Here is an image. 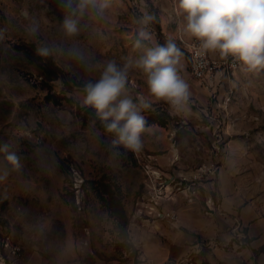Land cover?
<instances>
[{"label": "rangeland", "instance_id": "rangeland-1", "mask_svg": "<svg viewBox=\"0 0 264 264\" xmlns=\"http://www.w3.org/2000/svg\"><path fill=\"white\" fill-rule=\"evenodd\" d=\"M175 2L111 0L103 18L91 8L80 14L79 30L69 37L58 0H0V145L20 162L15 168L0 152V176L7 172L0 179V264H220L221 252L223 264H264L262 251L246 252L252 240L239 224L214 244L198 237L195 249L189 242L181 252L169 243L179 203H200L206 215L220 212L229 140L253 134L264 142V70L240 66L214 84L195 79L187 46L193 38ZM145 10L156 21L153 40L144 43L175 41L190 98L177 113L152 100L145 74L130 68L133 95L152 103L142 113L143 147L134 153L112 143L114 134L83 103L80 85L98 79L109 60L123 66L142 54L133 48L134 18ZM37 47L50 55L39 56ZM50 61L63 79L45 85L42 65Z\"/></svg>", "mask_w": 264, "mask_h": 264}, {"label": "clouds", "instance_id": "clouds-1", "mask_svg": "<svg viewBox=\"0 0 264 264\" xmlns=\"http://www.w3.org/2000/svg\"><path fill=\"white\" fill-rule=\"evenodd\" d=\"M64 10L62 27L69 36L79 30L78 16L89 8L103 18L111 0H58ZM175 13L182 19L184 32L199 42L205 52L218 53L223 58L239 61L246 73L264 70V0H176ZM156 15L147 10L134 18L136 25L133 48L143 49L137 58H128L121 66L114 60L104 64L99 78L87 80L80 87L83 103L93 108L107 132L114 134V145L139 152L143 143L146 119L143 112L152 109V103L143 96H134L129 88V69L137 68L146 76L148 94L156 102H164L177 113L187 108L189 84L180 76L178 65L183 56L172 39L148 46L153 40L152 24ZM36 31L35 28L32 29ZM41 57L50 55L48 47H37ZM0 152L15 168L19 157L0 145ZM0 176V179H4Z\"/></svg>", "mask_w": 264, "mask_h": 264}, {"label": "crops", "instance_id": "crops-1", "mask_svg": "<svg viewBox=\"0 0 264 264\" xmlns=\"http://www.w3.org/2000/svg\"><path fill=\"white\" fill-rule=\"evenodd\" d=\"M242 123L239 125L240 128L244 127ZM241 133L245 132L241 130ZM263 143L261 136L253 134L236 135L229 140L224 162L223 155L221 158L217 200L220 212L206 215L200 203L194 205L179 203L176 206L179 226L176 230L169 231L172 235L170 244L179 248L181 252L191 248L187 247L189 242L195 249L194 241L198 237L211 240L214 244L217 237L229 239L231 234L227 231L239 224L241 228L247 227L249 238L252 240L251 249H246V252L251 254L254 250L262 251L264 260ZM229 255L225 254V259H232V255ZM219 261L223 264V252ZM237 263L236 260L235 264Z\"/></svg>", "mask_w": 264, "mask_h": 264}, {"label": "built area", "instance_id": "built-area-1", "mask_svg": "<svg viewBox=\"0 0 264 264\" xmlns=\"http://www.w3.org/2000/svg\"><path fill=\"white\" fill-rule=\"evenodd\" d=\"M187 46L191 60L190 73L204 84H214L218 75L223 76L234 72L241 66L240 62L232 57L223 58L218 53L205 52L199 47V42L195 39H192ZM197 180V176L193 178L194 185ZM174 182L175 180L171 181V183ZM189 200L190 202L194 201L192 198ZM167 217L172 221L177 220L175 213H168Z\"/></svg>", "mask_w": 264, "mask_h": 264}, {"label": "trees", "instance_id": "trees-1", "mask_svg": "<svg viewBox=\"0 0 264 264\" xmlns=\"http://www.w3.org/2000/svg\"><path fill=\"white\" fill-rule=\"evenodd\" d=\"M29 55V54H27ZM42 71H43V75H44V81H45V85H48L50 81L56 80V79H63V76L60 74V72L57 71V67L53 66V63L50 61V63L48 64H43L42 65ZM71 88V87H70ZM72 89V88H71ZM159 123L161 126L165 125V121L163 122H158L156 120H150L149 123Z\"/></svg>", "mask_w": 264, "mask_h": 264}]
</instances>
